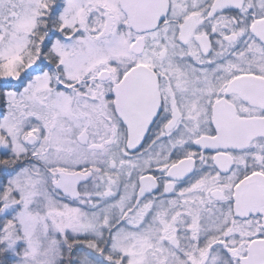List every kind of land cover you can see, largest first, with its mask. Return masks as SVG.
<instances>
[{"label":"snow or ice","instance_id":"1","mask_svg":"<svg viewBox=\"0 0 264 264\" xmlns=\"http://www.w3.org/2000/svg\"><path fill=\"white\" fill-rule=\"evenodd\" d=\"M0 264H264V0H0Z\"/></svg>","mask_w":264,"mask_h":264}]
</instances>
